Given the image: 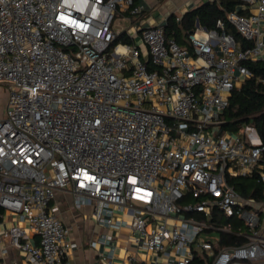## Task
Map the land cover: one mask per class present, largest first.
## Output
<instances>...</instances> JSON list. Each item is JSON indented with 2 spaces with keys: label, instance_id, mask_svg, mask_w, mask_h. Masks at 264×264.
Returning a JSON list of instances; mask_svg holds the SVG:
<instances>
[{
  "label": "built area",
  "instance_id": "2783aa9c",
  "mask_svg": "<svg viewBox=\"0 0 264 264\" xmlns=\"http://www.w3.org/2000/svg\"><path fill=\"white\" fill-rule=\"evenodd\" d=\"M143 12L135 0H0V208L11 218L0 253L22 256L9 264H69L78 244L57 193L128 231L120 261L111 235L89 241L108 246L99 264H264L254 201L229 184L253 173L264 144L250 126L220 130L246 63L264 61V0H239L214 29L195 24L187 46L165 21L114 28ZM123 34L139 35L149 65ZM220 234L242 241L218 248Z\"/></svg>",
  "mask_w": 264,
  "mask_h": 264
},
{
  "label": "trees",
  "instance_id": "16d2710c",
  "mask_svg": "<svg viewBox=\"0 0 264 264\" xmlns=\"http://www.w3.org/2000/svg\"><path fill=\"white\" fill-rule=\"evenodd\" d=\"M238 5L239 0L205 2L183 13L179 21L176 20V16L170 15L165 20L164 34L183 46L186 43L184 38L195 29L196 22L208 30L214 29L215 22L218 19H225L226 13L235 10ZM226 32L231 33L237 41L241 40L228 23ZM121 40L129 44L132 42L124 37ZM147 64L149 65V62ZM246 67L251 76L246 78L239 88L233 90L228 106L220 117V130L234 134L245 126H250L255 130L261 144H264V61L249 62L246 63ZM260 163L264 169V154ZM229 184L243 197H251L256 201L264 199V180L257 171L251 175L231 177ZM2 214L3 210L0 208V218ZM227 221L228 218L222 217L219 220L220 223ZM241 241L242 239L236 238L235 235L220 234L218 248ZM192 264H203V261L195 256Z\"/></svg>",
  "mask_w": 264,
  "mask_h": 264
},
{
  "label": "crops",
  "instance_id": "0c3cea01",
  "mask_svg": "<svg viewBox=\"0 0 264 264\" xmlns=\"http://www.w3.org/2000/svg\"><path fill=\"white\" fill-rule=\"evenodd\" d=\"M205 2H209V0H137L135 1V3L141 5L144 9V12L138 18L131 20L120 19L119 21L121 22L128 21L131 27L138 26L140 24L142 26H147L148 24L151 23L165 21L166 18L169 17L170 15H174L178 17L175 14L176 10L178 9L182 11L181 14L182 16L183 13H185L186 11L193 9ZM182 4H185L187 8L185 6H182ZM157 5L159 6L164 17L157 18V16H155L154 18L143 20L146 17V13L149 11V8L156 7ZM119 21L115 22V26ZM127 29L128 28L124 30L123 29H118V30L124 32ZM123 37L126 39H130L132 41L130 45H136L140 50L141 59L148 62L146 49L144 45H142L139 35L135 37L133 36L126 37L123 34ZM184 39L186 40V38ZM183 46H187V41ZM255 171H257L259 175L264 174V169H262L261 163L254 169L253 172ZM244 198L252 199L254 201V204H251V206H249L250 209L258 211L260 215L261 214L264 215V199H262L261 201H256L254 198L251 197H244ZM55 202H57V204L59 205L60 218L66 225L71 227L70 240L78 244L77 248L70 250L67 254L66 261L69 264H99L98 254L102 253L104 255H107L108 246L98 244L93 249L89 247V241L96 240L97 238L101 237L104 234H109L112 236L110 245L115 247L113 252L114 261H120V256L122 255L123 250H125L127 254L133 252L131 245L126 243V240L130 236L128 235V231L126 229H123L119 233H116L96 225L92 220L90 209L84 208L78 211L71 209V199L66 194L57 193L55 196ZM114 216L116 218L122 217L126 221H129L128 215H123L117 210L114 211ZM10 223H11V218L8 217L6 214L3 215L2 219L0 218V235H3L4 232L7 231L8 227L10 226ZM259 230L262 234H264V222H261L260 218H259ZM120 235H123V237H121ZM136 235H137L136 233H133V236ZM3 240L6 242L7 237L4 236ZM31 241L35 244L37 238L32 237ZM21 260H22L21 254L19 253V251L13 248H10L8 250V254L5 256H2L0 253V264H9L13 261L21 263Z\"/></svg>",
  "mask_w": 264,
  "mask_h": 264
},
{
  "label": "rangeland",
  "instance_id": "374dc122",
  "mask_svg": "<svg viewBox=\"0 0 264 264\" xmlns=\"http://www.w3.org/2000/svg\"><path fill=\"white\" fill-rule=\"evenodd\" d=\"M182 6H185L187 8V6L185 4H182ZM175 14L178 17H180L182 14V11H180L178 9V10H176ZM155 16H157V18L164 17L158 5L156 7L149 8V11L146 13V17L143 20H148L150 18H154ZM129 27H131V25L128 21H122V22L119 21V22H117V24L114 28L124 30V29L129 28ZM7 94H8L7 86L5 84H3V82H0V116H2V114H3L4 102L6 100ZM258 216L261 219V222H264V215H262V214L260 215L258 213ZM227 222L231 223L234 226L239 225V223L235 219H228ZM223 224L224 223H221V226H223ZM120 236L123 237V235H120Z\"/></svg>",
  "mask_w": 264,
  "mask_h": 264
},
{
  "label": "water",
  "instance_id": "95a60500",
  "mask_svg": "<svg viewBox=\"0 0 264 264\" xmlns=\"http://www.w3.org/2000/svg\"><path fill=\"white\" fill-rule=\"evenodd\" d=\"M196 26H199V23L198 22H196ZM258 139V138H257Z\"/></svg>",
  "mask_w": 264,
  "mask_h": 264
}]
</instances>
